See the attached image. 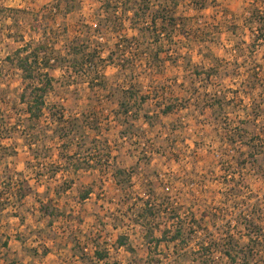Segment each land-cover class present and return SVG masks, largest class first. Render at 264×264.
I'll return each mask as SVG.
<instances>
[{
    "label": "rangeland",
    "instance_id": "rangeland-1",
    "mask_svg": "<svg viewBox=\"0 0 264 264\" xmlns=\"http://www.w3.org/2000/svg\"><path fill=\"white\" fill-rule=\"evenodd\" d=\"M0 264H264V0H0Z\"/></svg>",
    "mask_w": 264,
    "mask_h": 264
},
{
    "label": "trees",
    "instance_id": "trees-1",
    "mask_svg": "<svg viewBox=\"0 0 264 264\" xmlns=\"http://www.w3.org/2000/svg\"><path fill=\"white\" fill-rule=\"evenodd\" d=\"M55 1L57 2L58 0ZM47 46L48 43L45 40L39 41L35 46H32L29 42H24V45L16 50V66L21 71L22 80L25 83L21 100L25 105L24 112L31 121L39 120L44 114V108L47 107L45 97L52 85V76L47 69L51 66L49 62L54 59L50 57L51 54H49ZM172 110V107L167 106L163 109V112L169 113ZM59 119H62V117H58ZM70 131H72V128L68 130L65 138L69 136ZM76 132H73L71 138L77 137ZM261 148L260 144L256 145L257 150ZM178 235L179 233H175L172 238ZM255 236L257 237L258 234ZM119 242L122 243V240L120 239ZM94 255L99 259L104 257V254L97 250L94 251Z\"/></svg>",
    "mask_w": 264,
    "mask_h": 264
}]
</instances>
